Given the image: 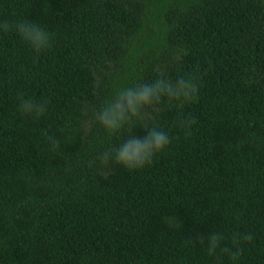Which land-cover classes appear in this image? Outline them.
Segmentation results:
<instances>
[{
	"label": "trees",
	"instance_id": "1",
	"mask_svg": "<svg viewBox=\"0 0 264 264\" xmlns=\"http://www.w3.org/2000/svg\"><path fill=\"white\" fill-rule=\"evenodd\" d=\"M14 14L54 40L36 55L0 32V264H264V0H0ZM193 71L190 133L156 105L146 123L172 142L150 166L99 158L129 133L94 119L117 88ZM210 230L252 239L210 258Z\"/></svg>",
	"mask_w": 264,
	"mask_h": 264
},
{
	"label": "clouds",
	"instance_id": "2",
	"mask_svg": "<svg viewBox=\"0 0 264 264\" xmlns=\"http://www.w3.org/2000/svg\"><path fill=\"white\" fill-rule=\"evenodd\" d=\"M14 15L15 19L11 21L0 19V32H13L36 55L53 47L54 36L46 25L36 19ZM179 55L177 53L176 58ZM200 86V76L193 71L178 74L175 79L159 75L151 82L117 88L114 95L107 98L98 111H94V119L108 136L124 128L129 129V133L117 144L108 146L99 158L126 171L142 170L150 166L169 147L172 137L155 124L149 126L146 121L151 117L145 110L156 105L175 109L177 126L190 133L195 121L185 116L183 109L197 101ZM17 99L18 109L23 114L39 118L48 111L47 100L27 98L23 93H18ZM136 123L144 128V135H136L131 131ZM196 239L203 244L208 257L219 259L226 255L231 261H237L244 246L251 241L252 234L235 232L226 236L221 231L210 230L206 234H199Z\"/></svg>",
	"mask_w": 264,
	"mask_h": 264
}]
</instances>
